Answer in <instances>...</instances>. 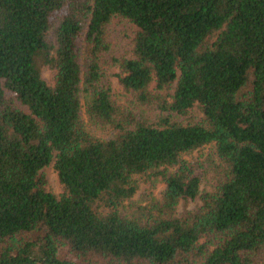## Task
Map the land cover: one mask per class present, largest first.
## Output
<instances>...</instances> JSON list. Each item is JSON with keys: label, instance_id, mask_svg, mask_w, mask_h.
<instances>
[{"label": "trees", "instance_id": "trees-1", "mask_svg": "<svg viewBox=\"0 0 264 264\" xmlns=\"http://www.w3.org/2000/svg\"><path fill=\"white\" fill-rule=\"evenodd\" d=\"M0 264H264V0H0Z\"/></svg>", "mask_w": 264, "mask_h": 264}, {"label": "rangeland", "instance_id": "rangeland-1", "mask_svg": "<svg viewBox=\"0 0 264 264\" xmlns=\"http://www.w3.org/2000/svg\"><path fill=\"white\" fill-rule=\"evenodd\" d=\"M132 36V30L130 26L118 22L117 20H113L108 28V42L111 47L112 52L116 56H121L124 55V53L129 49L130 47V38ZM41 77L42 79L49 84V72L43 69L41 71ZM112 88L115 93V96L120 100L121 102L124 101L128 96L125 94L121 88L118 86L117 82L115 79L112 80ZM47 183H48V188L53 191L55 194L59 193V187L56 182L55 175L52 171V168L49 167L45 169L44 171ZM143 188V186H141ZM141 188V189H142ZM162 190V186H159V189L156 192V195L160 193ZM142 191H139V193L136 195V199L139 200L141 198V193ZM186 208L189 210L194 208V204H189L186 206Z\"/></svg>", "mask_w": 264, "mask_h": 264}]
</instances>
